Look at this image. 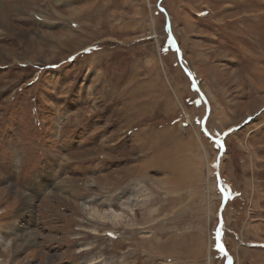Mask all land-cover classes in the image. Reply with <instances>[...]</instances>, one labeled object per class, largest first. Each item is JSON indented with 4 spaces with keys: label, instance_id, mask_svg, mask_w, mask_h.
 Wrapping results in <instances>:
<instances>
[{
    "label": "rangeland",
    "instance_id": "obj_1",
    "mask_svg": "<svg viewBox=\"0 0 264 264\" xmlns=\"http://www.w3.org/2000/svg\"><path fill=\"white\" fill-rule=\"evenodd\" d=\"M0 235V264H264V0H0Z\"/></svg>",
    "mask_w": 264,
    "mask_h": 264
},
{
    "label": "water",
    "instance_id": "obj_2",
    "mask_svg": "<svg viewBox=\"0 0 264 264\" xmlns=\"http://www.w3.org/2000/svg\"><path fill=\"white\" fill-rule=\"evenodd\" d=\"M163 10H165V9H163ZM165 12H166V14H167V25H168V27H169V33H170V35H171V37L173 36V33H172V31L170 30L171 29V25H170V23H169V19H170V15L168 14V11L167 10H165ZM173 38V37H172ZM193 79H194V77H192ZM198 85V84H197ZM201 91V90H200ZM201 93H202V91H201ZM202 95H203V93H202ZM201 95V96H202ZM205 102H206V104H207V115L204 117V119H203V121H205L206 122V120H207V118H208V116H209V114H210V106H209V104H208V99H206L205 98ZM203 129H204V131H205V133H207V131H206V126H205V124H203ZM213 139H216V141H219V143L222 141V143H223V140L222 139H218V138H216V137H212ZM223 146H224V144H223ZM222 147V146H221ZM222 151H223V147H222V149H221V153H222ZM221 153L219 154V157L221 156ZM223 193H224V195L225 194H227L226 192H224L223 191ZM225 202V201H224ZM226 203V202H225ZM224 203V204H225ZM218 242H219V244H221V245H223L222 244V242L218 239ZM223 247H224V245H223ZM224 249H225V252L228 254V256H229V252L227 251V249L224 247Z\"/></svg>",
    "mask_w": 264,
    "mask_h": 264
},
{
    "label": "bare ground",
    "instance_id": "obj_3",
    "mask_svg": "<svg viewBox=\"0 0 264 264\" xmlns=\"http://www.w3.org/2000/svg\"><path fill=\"white\" fill-rule=\"evenodd\" d=\"M93 213V212H92ZM94 215H98V216H100V217H102L103 219H109V220H113L114 218H116L117 217V215L119 214V213H116L114 210H112L111 212H104V213H96V212H94L93 213ZM2 235V234H1ZM1 235H0V239L2 238L1 237ZM5 243V242H4ZM8 243H6V245H7Z\"/></svg>",
    "mask_w": 264,
    "mask_h": 264
},
{
    "label": "snow or ice",
    "instance_id": "obj_4",
    "mask_svg": "<svg viewBox=\"0 0 264 264\" xmlns=\"http://www.w3.org/2000/svg\"><path fill=\"white\" fill-rule=\"evenodd\" d=\"M203 124L206 125V122L203 121ZM208 136H209V139H212V134L209 133ZM213 143L217 146L218 149H219L221 146L223 147V143H222V141L220 142V146L217 145V143H216V139H213ZM225 190L228 191L226 188H225ZM217 231H219V234H220V235H219V240H220L221 237H222V233H223V224H222V222H221L220 226L218 227ZM216 233H217V232H216ZM221 247H222L223 251H225L223 245H221Z\"/></svg>",
    "mask_w": 264,
    "mask_h": 264
},
{
    "label": "crops",
    "instance_id": "obj_5",
    "mask_svg": "<svg viewBox=\"0 0 264 264\" xmlns=\"http://www.w3.org/2000/svg\"><path fill=\"white\" fill-rule=\"evenodd\" d=\"M257 231H259V234H260L261 236H263V234H261V233H263V229H262L261 226H259V227L257 228Z\"/></svg>",
    "mask_w": 264,
    "mask_h": 264
}]
</instances>
